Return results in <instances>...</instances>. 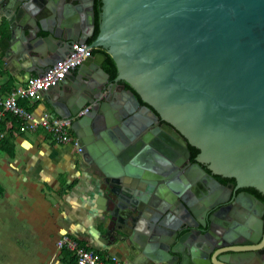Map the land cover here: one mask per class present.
Masks as SVG:
<instances>
[{"label":"water","instance_id":"1","mask_svg":"<svg viewBox=\"0 0 264 264\" xmlns=\"http://www.w3.org/2000/svg\"><path fill=\"white\" fill-rule=\"evenodd\" d=\"M75 1L7 0L2 12L12 35L28 41L38 75L76 42L104 49L116 65L109 82L106 56L92 54L42 92L60 118L78 116L89 104L71 130L80 159L97 168L106 188V234L117 228L146 264H264V256L251 253L218 256L258 251L262 221L247 247L224 249L223 235L217 242L214 227L224 228L222 213L209 217L210 234L195 231L206 227L202 217L223 202L220 197L232 194L212 175L264 195V0H101L99 32L90 44L95 0ZM120 81L138 98L117 90ZM158 120L172 129L149 130ZM188 144L199 153L186 180L164 183L190 158ZM199 179L209 182L206 198L186 192L188 182ZM152 192L158 204L147 205ZM238 229L233 237L245 238Z\"/></svg>","mask_w":264,"mask_h":264},{"label":"crops","instance_id":"2","mask_svg":"<svg viewBox=\"0 0 264 264\" xmlns=\"http://www.w3.org/2000/svg\"><path fill=\"white\" fill-rule=\"evenodd\" d=\"M6 1L0 0V99L38 75L33 57L26 53L28 41L18 32L12 35L3 16ZM19 103L36 120L54 114L44 95L37 102ZM1 111L0 106V264H73L57 247L63 236L123 264H146L138 246L121 238L117 228L106 234L101 218L106 188L97 168L80 159L71 144H56L42 129L20 133L14 127L9 135L10 114Z\"/></svg>","mask_w":264,"mask_h":264},{"label":"built area","instance_id":"3","mask_svg":"<svg viewBox=\"0 0 264 264\" xmlns=\"http://www.w3.org/2000/svg\"><path fill=\"white\" fill-rule=\"evenodd\" d=\"M91 55V47L78 42L74 43L65 58L49 66L43 73L29 77L23 85L12 89L5 99H0L1 114L9 113L17 119V122L20 121L21 132L42 129L50 135L56 144H71L80 153L79 143L71 137V125L78 120L80 115L86 113L89 107L84 108L75 117L60 118L47 112L39 120H36L31 112L19 105V102L41 100L43 91L63 81L70 71L77 69ZM57 247L60 250L66 249L72 252L75 264H123L115 257H105L94 250L81 246L67 236H63L57 241Z\"/></svg>","mask_w":264,"mask_h":264},{"label":"flooded vegetation","instance_id":"4","mask_svg":"<svg viewBox=\"0 0 264 264\" xmlns=\"http://www.w3.org/2000/svg\"><path fill=\"white\" fill-rule=\"evenodd\" d=\"M66 2L73 4L75 0H66ZM163 125H167L169 128L172 129L170 125L166 124L165 122L161 120H158L156 122H153L149 130L154 129L155 126L161 127ZM173 131L175 130L173 129ZM178 135L181 139H183L179 133ZM190 157H191V152H190ZM194 163L195 162L191 161L190 158L188 160H185L184 163L182 162V164L178 165L176 170L170 171L169 174L171 176L169 180H165L164 183H170L172 180H175L179 184L183 179L185 181L186 176H187L186 173H188L193 168ZM200 166L203 168L205 172H207L206 171L207 166H206V169L204 168L205 165H200ZM212 176L221 185L229 189L232 194L230 197H228L227 195L221 196L220 201L223 200V202L215 205V208L213 210L207 212L205 217H202L201 222L204 223L205 221L206 227L204 229H202L201 225L196 227L195 231L197 235L201 234V231H203L204 233L206 232V234H210L212 229H211V223L209 222V217L215 213H222V215L225 216V219L222 222L224 225V228H221L218 226L214 227L218 234L216 237L217 242H219V239H220L219 236L223 235L225 237V240H228V243L226 242V246L224 247V249L251 246L250 244L247 243L246 240L249 239V237L253 234V228L258 227V224H260V221L264 223V198L262 197L260 198L256 196L255 194L249 192L247 190L248 188L236 189V182L233 178L223 177L219 175H212ZM217 176H219V178H217ZM188 184L190 185L186 189V192L192 193L197 198L199 196L206 198L208 194L210 193V187L208 186L209 185L208 181L199 179V181L196 183L191 184L188 182ZM174 186H175V183H173V187ZM173 187L171 186V189ZM197 203H199L198 200H197ZM152 204H158L157 197H155L154 192L151 193L149 201L147 202V205H152ZM216 218H217V215H216ZM219 221H221V219ZM236 228H239L238 230L245 231V238L244 237L241 238V236L233 237L232 234H233V231L236 230ZM183 233L185 234L187 232L185 231ZM247 234H250V235L247 237ZM244 239H245V245L242 244V241ZM263 241H264V232L261 234V238L255 245H260ZM250 253L254 254L253 259H256L257 257L258 258L263 257L264 256V245L258 251H254V252H246V251L244 253L229 252V253L218 254V256L222 258H226L227 256H234L233 254H235V256L244 255L245 258H247L246 256ZM245 264H249V263L246 261Z\"/></svg>","mask_w":264,"mask_h":264},{"label":"trees","instance_id":"5","mask_svg":"<svg viewBox=\"0 0 264 264\" xmlns=\"http://www.w3.org/2000/svg\"><path fill=\"white\" fill-rule=\"evenodd\" d=\"M101 6H102L101 0H95V2H94L95 28H94L93 36L87 40L88 44H90L94 41V39L96 38V36L99 32L98 24H99V14H100ZM96 53H103L106 56V60L104 61L102 68L109 75V82H112L117 75V69H116V65H115L114 61L112 60V58L107 54V52L104 49H92V54H96ZM121 88H124V89H126V90H128V91H130L136 95L135 91L127 83H125L123 81H120L117 85V90H120ZM137 98H138V96H137ZM141 104H144V103L141 102ZM19 105H20V103H19ZM27 111H29V110H27ZM8 117H9V121L7 122L8 125L6 128L8 131V134L12 135V132L16 131L15 129H17L18 132L21 133L20 124H19L20 121L18 122V125L16 126L15 123H17V119L15 117H13L11 114ZM14 127H15V129H14ZM188 148L191 152L190 160L195 162V157L199 153V150L193 146H190L189 144H188ZM204 168L206 169L205 166H204ZM206 171L208 173L210 172L207 169H206ZM217 178H219V176H217ZM247 190L249 192L255 194L256 196L260 197V198L261 197L264 198V195H262L261 193H259L258 191H256L253 188H248ZM81 246H83V245H81ZM63 251L69 254L70 258L72 259L73 264H75V258L73 256V253L66 250V249H63Z\"/></svg>","mask_w":264,"mask_h":264},{"label":"clouds","instance_id":"6","mask_svg":"<svg viewBox=\"0 0 264 264\" xmlns=\"http://www.w3.org/2000/svg\"><path fill=\"white\" fill-rule=\"evenodd\" d=\"M70 133H71V131H70ZM75 139V138H74ZM76 140V139H75ZM80 154V153H79Z\"/></svg>","mask_w":264,"mask_h":264}]
</instances>
